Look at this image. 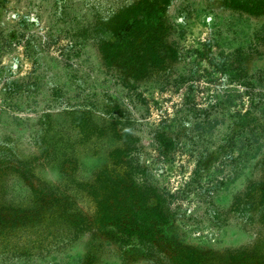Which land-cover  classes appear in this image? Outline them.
Masks as SVG:
<instances>
[{"label": "rangeland", "instance_id": "obj_1", "mask_svg": "<svg viewBox=\"0 0 264 264\" xmlns=\"http://www.w3.org/2000/svg\"><path fill=\"white\" fill-rule=\"evenodd\" d=\"M0 264H264V0H0Z\"/></svg>", "mask_w": 264, "mask_h": 264}]
</instances>
